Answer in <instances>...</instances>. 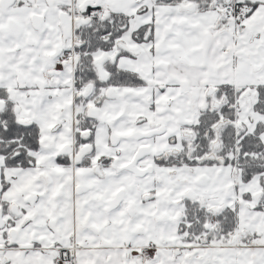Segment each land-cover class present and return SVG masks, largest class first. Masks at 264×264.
<instances>
[{"label": "snow or ice", "instance_id": "6c2138e0", "mask_svg": "<svg viewBox=\"0 0 264 264\" xmlns=\"http://www.w3.org/2000/svg\"><path fill=\"white\" fill-rule=\"evenodd\" d=\"M0 264H264V0H0Z\"/></svg>", "mask_w": 264, "mask_h": 264}]
</instances>
